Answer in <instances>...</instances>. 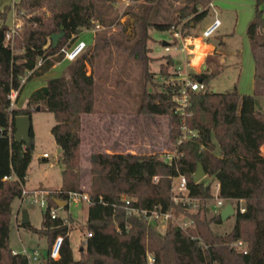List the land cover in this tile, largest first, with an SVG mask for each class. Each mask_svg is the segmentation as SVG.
I'll return each mask as SVG.
<instances>
[{
	"label": "trees",
	"instance_id": "trees-1",
	"mask_svg": "<svg viewBox=\"0 0 264 264\" xmlns=\"http://www.w3.org/2000/svg\"><path fill=\"white\" fill-rule=\"evenodd\" d=\"M210 0H139L122 11L131 17V33L123 23L115 33L104 27L113 24L119 14L116 0H15L19 28L6 38L9 28L0 23V264H29L24 252L13 251L9 244L11 201L19 196L31 160L34 145L30 140L14 139V115L40 109L53 113L50 130L61 148L60 185L46 193V207L40 225L20 222L47 237V249L40 253L41 264H264V110L254 106V93L264 92V0H254V12L247 22L246 34L255 61V92H240L236 84L228 89H191L182 112L176 109L173 94L177 82H162L161 88L141 87L139 112L169 115V134L174 153L169 160L158 152L91 151L88 155V179L81 176V114L97 110V59L114 50L126 52L141 64L144 82L151 80L149 68L150 28L168 29L181 22L195 24L209 10ZM0 9L6 16L10 4ZM98 22L93 39L73 58L60 74L46 78L33 88L25 105L10 106L9 92L16 95L23 83L46 71L63 58L62 45H70L83 27ZM64 34L52 45L49 33L61 28ZM169 63L174 61L167 52ZM87 65L90 69L88 70ZM160 62V71H165ZM162 69V70H161ZM194 78H207V71L192 72ZM185 124V127H182ZM193 129V133H185ZM198 162L208 178L192 175ZM184 174L188 193L197 197L193 209L175 201L171 195L172 178ZM242 199L236 205L234 222L224 232H216L211 221L220 220L219 210L204 211V200L214 195ZM88 194L84 248L74 256L66 218L49 213L57 206L56 197L68 192ZM129 196L128 203L123 196ZM68 204V201L64 206ZM127 205L183 212L191 223L181 226L171 217L159 232L146 216L128 212ZM63 240L59 255L52 257L49 246L56 234ZM241 239L243 244L236 241Z\"/></svg>",
	"mask_w": 264,
	"mask_h": 264
},
{
	"label": "rangeland",
	"instance_id": "rangeland-1",
	"mask_svg": "<svg viewBox=\"0 0 264 264\" xmlns=\"http://www.w3.org/2000/svg\"><path fill=\"white\" fill-rule=\"evenodd\" d=\"M139 0H116L115 7L119 17L110 26L104 27L107 33H115L124 23L126 32L131 33V17L122 11L130 3H137ZM217 15L221 19L219 27L208 37L212 41L216 50L209 54L204 60V64L211 66L216 65L215 75L207 78L208 87H217L219 90L233 87L234 84L239 89L251 88L252 76V54L250 43L246 34V25L254 12V0H213ZM1 10H4L2 7ZM13 12L14 18L10 20L8 25L10 28H19L22 23V17L17 15L15 5L10 4L7 12ZM213 8H210L206 15L195 24L189 22L182 26L181 22L172 25L168 29L150 28L152 35L148 40L150 46L149 54L153 57L149 63V68L153 71L151 80L144 82L141 75V64L139 61L130 57L126 52L114 50L111 59H106V53H103L97 60L96 76L98 82L97 110L106 111L114 110L118 112V122H114L112 126L106 123L107 119L87 117L82 118V127L85 131L82 135L81 144V176L86 181L88 179V155L90 149L97 150L103 145V139L107 138L108 131L112 130V137L116 140L121 139L130 148L132 152H154L158 151L162 155L164 150H170L174 147V143L169 134V115L165 113H145L137 110L141 87L145 85L147 88H161V83L178 82L182 85L186 77L194 78L192 72L197 69L205 70L201 67V59L196 66L192 68V56H186L182 61L177 57V47L181 44L178 36L174 35V31L178 30L182 35L190 34L193 28L200 32L206 22L214 16ZM103 29L100 25L99 28ZM85 36V35H84ZM86 37V36H85ZM223 38L222 41L219 39ZM163 40H166L164 43ZM181 49V48H180ZM167 52H171L174 61L169 63ZM201 58V57H200ZM160 62L164 64L165 71H160ZM88 70L90 69L87 65ZM220 69V70H219ZM162 70V69H161ZM207 71V70H206ZM209 73L207 72V75ZM31 83V82H29ZM28 83V85H30ZM236 86V87H237ZM28 86H26V89ZM246 90V91H250ZM255 105L264 110V92L255 94ZM16 102V98H15ZM107 103L109 106H107ZM31 126L33 129L34 145L31 160L29 162L26 175L28 176L29 185H38L44 183L49 187H35L52 189L60 183L61 168L63 166L60 159L61 148L56 143L50 130L51 125L55 122L54 115L46 109L34 108L31 110ZM87 127V128H86ZM110 134V135H111ZM120 142V141H119ZM120 144H122L120 142ZM126 146H121L124 148ZM92 150V151H94ZM46 152L43 155V152ZM44 157V158H43ZM203 178H208L206 174ZM177 177L173 176L172 181L176 182ZM213 193L216 194V187L212 184ZM17 197H14L16 202ZM22 204L29 210L30 222L34 225H40L42 219V211L46 207L37 202L22 200ZM219 204L215 195L207 197L204 200V211L209 216L218 210ZM196 206H191L193 209ZM88 201L79 195L78 199H69L66 206H58L57 212L66 218L69 228V238L72 245L73 254L79 255L80 249L84 248V234L87 230ZM173 212V211H172ZM172 220H180L181 218H190L183 212H173ZM191 219V218H190ZM155 223L159 232L164 230L166 219L149 218ZM234 222V215L231 214L220 220L211 221V227L216 232H224L228 230ZM52 242V241H51ZM9 244L18 250H30L37 248L40 253H45L47 249V237L45 234H38L29 227L17 225L14 218H11L9 224ZM51 245V243H50ZM81 247V248H80ZM30 264L42 263L40 260L30 259Z\"/></svg>",
	"mask_w": 264,
	"mask_h": 264
},
{
	"label": "crops",
	"instance_id": "crops-1",
	"mask_svg": "<svg viewBox=\"0 0 264 264\" xmlns=\"http://www.w3.org/2000/svg\"><path fill=\"white\" fill-rule=\"evenodd\" d=\"M15 0H0V9H2V7L5 5V4H11V3H13ZM125 1H127V0H125ZM211 2H212V4L210 5L209 4V9L210 8H213V10H214V8H215V10H216V7H215V4L213 3V0H210ZM263 6H264V3H263ZM214 13V15H215V12H213ZM216 13H217V10H216ZM12 18H14V14H13V12L11 11V12H7L6 13V16L5 17H1L0 16V23L1 22H5V23H7L8 25H10L9 24V22H10V20H12ZM220 18V17H219ZM212 19V18H211ZM210 19V20H211ZM201 20V19H200ZM209 20V21H210ZM208 21V22H209ZM208 22H206V24L208 23ZM221 19H220V23H219V25L221 24ZM205 24V25H206ZM204 25V26H205ZM219 25L215 28V30L219 27ZM94 28L93 27H83L78 33H77V35H76V37H75V39L73 40V42L75 41V40H77V39H84L85 41H86V43H90L91 41H92V39H93V33H94ZM202 30V29H201ZM214 30V31H215ZM193 31H195V32H193V33H190V34H185L183 37H181V38H179V41H180V43H184L185 44V46L187 47V49H180V48H176L177 49V51H176V53H177V57H178V59H179V61H182L184 58H186V56H192L191 58H192V68H194L193 66H196V63L193 61V59L194 58H196L199 54H198V52L197 51H201V58H199V59H201L200 61H201V67H203V68H205V70H207V72L209 73L208 75H207V78H209V77H211V76H213V75H215V73H216V65L213 63L211 66H207L206 64H204L203 62H204V60L207 58V56L209 55V54H211V53H213L215 50H216V46H215V44L212 42V41H210V40H208V37L214 32H212L211 34H209V35H207V36H205V35H203L202 33H201V31L200 32H198V31H196L194 28H193ZM86 37H85V36ZM220 41H222L223 40V38H221L220 37V39H219ZM166 42V41H165ZM201 48V49H200ZM252 61H253V68H252V76H251V88H252V90H250V89H239L238 88V86H237V89L240 91V92H252V93H254L255 92V89H256V84H255V78H254V72H255V61H254V58H253V56H252ZM68 62V59L67 58H61L60 60H55L51 65H50V67L46 70V71H44L43 73H41V74H39V75H34V76H32L31 78H29V79H27L24 83H23V85H22V87H21V89H20V91L18 92V94L16 95V102H15V105H17V106H22V105H25V102H26V98H27V96H28V94L30 93V91L33 89V88H35V87H37V86H39V85H41V84H43V83H45V81H46V78L47 77H50V76H53V75H57V74H60L61 72H62V70L64 69V66L66 65V63ZM198 63V62H197ZM196 71H198L197 69H195ZM220 70V69H219ZM206 78V81L208 82V79ZM29 82H31V83H29ZM28 83L30 84V85H28ZM208 84H209V82H208ZM26 86H28V88L26 89ZM213 88H215V89H218L217 87H213ZM212 88V89H213ZM246 90H250V91H246ZM256 93H258V92H255L254 93V106H255V108H257V109H260L259 107H257L256 105H255V102H256V100H255V94ZM96 105H97V103H96ZM98 106V105H97ZM107 106H109V104L107 103ZM84 117H87V118H90V119H94L95 117L97 118H103V119H107L106 120V123H108V125H109V123H110V125L112 126V124L114 123V122H118V120H119V116H118V112H116V111H114V110H106V111H98V110H95V111H90V112H85V113H82L81 114V120H82V118H84ZM82 125H83V123L81 122V127H82ZM87 128V127H86ZM85 130L83 129V128H81V134H83V132H84ZM112 130H109L108 131V137L107 138H104L103 139V145L101 146V148H99V149H97V151H135L133 148H130L126 143H124L123 142V140H121V139H119L118 138V140H116V139H114L113 137H112V132H111ZM111 134V135H110ZM83 139H82V135H81V141H82ZM122 143V144H120V142ZM81 144H82V142H81ZM126 146V147H124V148H121V146ZM92 150H94V149H90L89 151H92ZM261 150H262V152H264V142L261 144ZM94 151H96V150H94ZM44 158V157H43ZM29 166V165H28ZM27 170H28V167H27ZM28 181V176L26 175L25 176V180H24V182H23V185L25 186V187H27V188H33V187H40V186H42V187H45V186H47V187H49L50 185H45L44 183H41V184H38V185H29V184H27L26 182ZM216 180L213 182V184L215 185V187H216ZM60 185V183L56 186V187H58ZM216 194H217V187H216ZM17 198V201L15 202L14 201V198L12 199V201H11V210H12V213H11V218H14L15 219V222H16V224L17 225H21V226H25V225H23V224H20V222H24V221H22L21 220V216H22V214H23V211H24V209L26 210V212H27V216H28V220L30 221V213H29V210L26 208V207H24L23 206V204H22V200H20V197L19 196H16ZM227 201H230L231 203H232V205H233V207H234V210H235V207H236V205L238 204V205H240V206H242L243 205V200L242 199H227V198H223L222 199V203L221 204H219V206H218V210L227 202ZM231 214H233L234 215V212L233 213H231ZM231 214H229V215H231ZM228 215V216H229ZM26 227V226H25ZM68 235H69V233H68ZM69 240H70V238H69ZM70 245H71V241H70ZM14 248V247H13ZM71 248H72V245H71ZM14 249H16V248H14ZM18 250V249H17ZM72 252H73V250H72ZM74 255V254H73ZM75 256V255H74ZM76 257V256H75ZM35 260H39V258H37V259H35ZM30 262V261H29ZM30 264V263H29ZM38 264H40V263H38Z\"/></svg>",
	"mask_w": 264,
	"mask_h": 264
},
{
	"label": "built area",
	"instance_id": "built-area-1",
	"mask_svg": "<svg viewBox=\"0 0 264 264\" xmlns=\"http://www.w3.org/2000/svg\"><path fill=\"white\" fill-rule=\"evenodd\" d=\"M209 4L211 5L212 2L209 1ZM214 12L215 15L212 17V19L202 28L201 33L205 36L211 34L215 28L219 25L220 23V18L216 13V10L214 8ZM100 24L98 22H95V24L93 25V28H99ZM14 28H8L6 31V38H9L13 32H14ZM174 35L178 36V37H183L184 35H182L178 30L174 31ZM86 45V41L84 39H77L74 42H72L70 45H62L60 47V50L63 51V57L67 58V59H71L74 56H76ZM179 47L181 49H187V47L185 46L184 43H181L179 45ZM208 88V84L206 82L205 79H200V78H189L186 77L184 82L182 83V85H180L178 87V90L173 94V98L174 100L177 102L176 104V109L180 110L182 112L184 106L188 103V93L191 89H207ZM9 105L10 106H14L15 105V98H16V89H11L9 92ZM182 127H185V124H182ZM185 133H193L194 130L193 129H186ZM164 158L166 160H169L171 158V156L173 155L175 149L174 147L171 148L170 150H164ZM45 151L43 152V155H45ZM178 179L176 182L172 181V190H171V195L173 197V199L175 201H181L182 203H187L191 206H196L197 205V197L195 196H190L188 193V187H187V179L186 176L184 174H178L175 175ZM216 187L218 189V182L216 181ZM49 191V189L46 188H27L24 185L22 186L21 189V193L19 195L20 200L26 199L29 201H33V202H37L40 205H45L47 203L46 200V193ZM79 195H81L82 197H84L87 201H88V194L86 192L83 191H79V190H71L68 192V196H67V201L69 199H78ZM216 199H217V203L221 204L222 203V199L223 197L218 196L217 194H214ZM125 198V202L128 203L130 200L129 196H123ZM59 205L57 206H50L49 207V213L52 216H55L58 214L57 212V208ZM241 209H243V206H240ZM126 209L128 212H135L137 214H141L143 216H146L148 219L149 218H154V217H160V218H164L167 219L168 217H174L173 212L170 210H158L155 208H151V209H147V208H138L137 206H132V205H127L126 204ZM178 224H180L181 226H185L189 223H191L192 219L190 218H181L180 220H175ZM91 232L89 230H86L84 237L87 234H90ZM63 240V235L61 233H58L55 235V237L53 238L51 245L49 246V254L52 257H57L59 255V250H60V246ZM238 244H243V241L241 239H238L236 241ZM13 251H17V249L13 248ZM25 253V255L27 256L28 260L30 259H37L39 258L40 255V251L37 248H32L30 250H19ZM152 257L149 256V260H148V264L151 263Z\"/></svg>",
	"mask_w": 264,
	"mask_h": 264
},
{
	"label": "water",
	"instance_id": "water-1",
	"mask_svg": "<svg viewBox=\"0 0 264 264\" xmlns=\"http://www.w3.org/2000/svg\"><path fill=\"white\" fill-rule=\"evenodd\" d=\"M64 34V30L61 28L57 31H52L49 33V38L51 39L52 45H56L59 38ZM166 40H163L165 43ZM215 90V88H213ZM35 108H39V104L35 106ZM14 139L20 142H28L31 138L30 136V128H31V116L29 113H18L14 115ZM203 174H205V171L203 169V166L200 162H198L197 167L195 171L193 172V179L197 180L200 178ZM56 203L59 206H62L67 203V199L61 198V197H56L55 198ZM234 207L230 201H227L220 209H219V214L221 218L227 217L229 214L233 213ZM22 221H27L28 216L27 212L24 209L23 214L21 216ZM81 248V247H80Z\"/></svg>",
	"mask_w": 264,
	"mask_h": 264
},
{
	"label": "bare ground",
	"instance_id": "bare-ground-1",
	"mask_svg": "<svg viewBox=\"0 0 264 264\" xmlns=\"http://www.w3.org/2000/svg\"><path fill=\"white\" fill-rule=\"evenodd\" d=\"M197 52H198L199 55L196 58L193 59L194 62H198L199 61V58L201 57V51L199 50Z\"/></svg>",
	"mask_w": 264,
	"mask_h": 264
}]
</instances>
